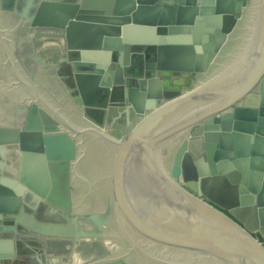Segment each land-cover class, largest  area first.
<instances>
[{
  "label": "water",
  "instance_id": "obj_1",
  "mask_svg": "<svg viewBox=\"0 0 264 264\" xmlns=\"http://www.w3.org/2000/svg\"><path fill=\"white\" fill-rule=\"evenodd\" d=\"M254 1L102 0V4L90 5L89 0H39L38 9L47 5L59 11H49L51 15H43L41 21L38 18L42 15L36 12L31 18L32 27H54L62 31L65 40L99 36L96 47L70 45L66 58L59 60L72 61L70 52L76 49L79 62L78 58L73 60V66L83 64L85 54L88 60L97 62V66L92 62L83 64L96 72L92 73L96 75L93 83L122 89L123 113L127 119L130 115L140 119L119 138L85 119L84 124L75 120L73 115L80 113L72 109L71 102L72 107L40 92L41 88L19 69L0 35L4 64L18 84L62 134L71 131L79 138V142L64 145H78L82 155L86 141L92 140L105 146L112 156L107 183L86 184L84 198L98 188L109 191L124 241L115 252L83 264H264V231L260 229L259 236L254 235L257 227L246 226L242 216L230 208L204 199L201 189L203 179L235 178L234 207L250 209L259 227L264 226V31L254 48L259 58L253 62L252 54L251 61L237 75L233 67H228L248 34L250 21L248 25L243 22ZM31 2L28 0L26 7ZM57 14L59 24L53 22ZM261 26L264 28V23ZM239 31L233 52H225L224 60L216 65L231 34ZM243 34L245 37H240ZM36 35L32 31L29 38ZM133 52L138 57L130 61ZM250 64L253 72L245 78ZM135 67H141L143 75L128 85L127 78ZM165 72H181L193 87L165 99L163 80H174ZM193 73L203 75L195 84L192 76L185 75ZM159 82V93L155 95L149 86H159ZM256 85L259 89L252 91ZM79 94L77 101L81 97L88 105L81 88ZM168 126H176L172 135L162 133ZM92 133L101 140L91 137ZM15 136V152L18 158L26 159L22 162L0 157V233L15 229L16 221L41 233L75 236L71 211L67 209L58 213L69 227L28 221L25 192H31L39 201L53 197L52 180L47 174L42 180L29 171L38 160L47 164L50 147L43 127L19 128ZM171 136L170 148L156 146ZM80 157L73 162L74 167ZM126 185L135 194L127 204L122 194L127 191ZM54 200L66 208L75 205L59 196ZM51 207L56 211L54 204ZM94 221L101 226L99 220ZM126 221L129 234L124 228ZM15 255V239L0 235V258Z\"/></svg>",
  "mask_w": 264,
  "mask_h": 264
},
{
  "label": "rangeland",
  "instance_id": "obj_2",
  "mask_svg": "<svg viewBox=\"0 0 264 264\" xmlns=\"http://www.w3.org/2000/svg\"><path fill=\"white\" fill-rule=\"evenodd\" d=\"M27 1H0V12L1 10L4 12L9 11V19L11 20L8 24L0 25V35L9 50L12 53L14 52L18 67H21L24 70V74L32 78L31 81L33 83H37L40 86V92L45 93L49 98L59 99L66 105H70V102L74 103V106L70 105L71 107L73 106L72 109L86 117L83 118L80 114H75L73 115L75 120L84 124L85 122L82 119H85L86 122H95L94 120L100 121L103 117L106 124L110 126V119L116 115L117 109L113 107L116 105L113 97L107 99L108 105L106 107H99V109L87 108L81 97L79 98L80 102L76 99V96H80V94L78 86L73 84V79L70 78L72 70L74 69L73 71L76 72L75 67L77 71L89 69L87 65H83L87 62L76 64L77 66L74 65L75 67L72 65L71 62L73 60L76 61L79 51L75 49L70 52L72 61L59 60L61 57L66 58L68 46L70 45L84 48L96 47L99 42V36H93L91 40H86L83 37V39L70 37V40H65L61 36L62 31L54 27H32L31 18L27 19L26 17L25 21L18 23L16 15L11 16L12 13H23L24 15L32 16L38 12L39 15H42L38 18L41 21L44 19L43 15L50 16L51 13L49 11L54 10L47 5H42L38 9L39 0H32L31 6L24 9L23 6ZM97 2L102 4V0H89L90 5ZM54 11L56 14L59 10L55 9ZM58 15H56V18L54 17L53 21L56 24L58 23L56 20H59ZM63 17L61 16V18ZM73 26L74 28L77 27L75 24ZM32 31H35L38 35L29 38ZM235 34L237 35V32L231 34L229 41L236 37ZM243 35L242 37H245V34ZM229 41H227L228 44H230ZM225 52L227 51L224 50L220 53L216 59V65H219L224 60ZM83 57L85 60L89 59L85 54H83ZM136 57H138L136 52H133L130 56L133 59ZM4 62H6L5 57L0 54V157L3 155L4 157L18 159V161L23 162L26 156L18 158L19 153H17V146L14 142L16 129L23 127L44 128L47 133L46 143L50 147V156L47 164L38 160V163L31 167L29 171L39 175L42 180H46L47 174L49 179L52 180L51 192L53 197L39 201L31 192H25L23 196L25 200L24 212L30 217L29 222L61 223L68 226L58 213L67 209V211H71L69 216L73 220L76 236L41 233L25 224L15 222V229L4 231L0 235L13 237L17 244L18 252L10 259L0 258V264H83L115 252L124 241V236L117 221L112 195L104 187L95 189L94 192H88L84 198L87 183H93V185L102 183L105 185L107 183L108 172L110 171L109 166L112 165V156L98 142L96 143L92 140L86 142L88 147L82 155L79 153L80 148L78 145H64L70 142H79V138L73 136L69 131L64 132L68 135L62 134L54 126V122L47 120L48 114L32 101V96L18 84L17 79L10 69L5 66ZM68 62L74 67L73 69L69 67ZM77 62H79V58ZM133 70L134 68L131 69L130 73ZM165 74L169 73L165 72ZM169 75H174V80H164V85L166 86L164 89L165 99L172 98L193 87L189 83L190 80L181 76L180 73ZM191 76L194 79V84L203 77L201 73H193ZM77 82L80 86H83L84 83L87 84V82H80L79 80ZM258 89L259 87L256 85L252 91H257ZM48 97L46 98L48 99ZM236 104H239V102ZM102 108L104 109L103 112ZM102 114L104 115L101 116ZM133 116L135 119L134 123H136L140 117L137 115ZM120 124L123 126L124 123L121 121ZM122 126L119 132L126 134L128 130ZM119 127L117 128L119 129ZM62 128L66 127L62 126ZM105 130L108 131V129ZM114 130L117 131V129ZM108 134L113 135L110 131H108ZM78 157L80 159L74 167L72 164ZM45 165H47L46 169ZM234 179L231 176L203 179L201 181V189L205 196L204 199L207 200L206 197H208L217 204L230 208L236 215L242 216L245 225L247 224L246 226L252 227L254 225L257 227L258 230L255 228L254 235H259L260 229L264 231V226L259 227V221L254 212L248 208L236 209L234 207L237 203V188ZM58 196L69 201L68 203H74L75 205H72L74 207L66 208L64 205L61 206L60 203L54 200ZM53 204L56 211L51 207ZM94 218L100 221L101 226L96 224Z\"/></svg>",
  "mask_w": 264,
  "mask_h": 264
},
{
  "label": "crops",
  "instance_id": "obj_3",
  "mask_svg": "<svg viewBox=\"0 0 264 264\" xmlns=\"http://www.w3.org/2000/svg\"><path fill=\"white\" fill-rule=\"evenodd\" d=\"M57 1H70V0H57ZM71 1H73V0H71ZM26 5H27V2L23 6L24 9H25ZM8 12L9 11H5L4 12L3 10H1V12H0V25L1 26L11 22V20L9 19L10 14ZM10 13H12V12H10ZM13 15H16L17 22L20 23V22L25 21L26 17H27V19L33 18L35 13L32 16L24 15L23 13H17V14L12 13L11 16H13ZM0 32H1V29H0ZM129 60L133 61V58H130ZM68 64H69V67L71 69L74 68L69 62H68ZM141 69H142L141 67H139V68L135 67L134 70L129 74L130 77L142 76L143 74H142V70ZM73 70H72L70 78L73 79V84L78 86V89L81 88L83 90V92L85 94V99H86V101L88 103V105L87 106L85 105V107L91 108V109H99V107H103L104 108V107H106L108 105L107 104V102H108L107 99L109 97H111V98L113 97L114 98V101H115L116 105H114L113 107H116L119 110L116 109V115L113 116L110 119V122H109L110 126H108V124H106V122L104 121L103 117L101 118L100 121H97V119H96V120H94L95 122H92V123H94L96 125H99L100 127H103L104 129H108V131H110L115 137H122L125 133L119 132L120 128L122 126V124H120L121 121H122V123H124L122 127L123 128L125 127V129L128 130V131H129L130 127L133 125V123L135 121L133 115H130L129 119H127L126 116H125V113H123L122 104H121V103H123L122 102V95H123L122 94V89L119 86H117V87L115 86L112 89L111 88L109 89L108 86H99V84L96 85V83H93L95 81V77H96V75H93L94 73H96L94 71L86 70V71H77L78 73H76ZM191 75L192 74H189V76H191ZM169 76H171V75H169ZM78 80L80 82L81 81L87 82V84L84 83L83 86H80L79 83L77 82ZM165 80L169 81L168 79H165ZM189 83L191 84V82H189ZM165 87L166 86L164 85V80H163V83H162L163 95L165 93L164 92ZM106 89H108V91H109L108 94H107ZM103 103H106V104L103 106ZM103 108L101 109L102 112L104 111ZM103 115L104 114H102L101 116H103ZM118 126H120L119 129L117 128ZM114 129H117V131H115Z\"/></svg>",
  "mask_w": 264,
  "mask_h": 264
},
{
  "label": "bare ground",
  "instance_id": "obj_4",
  "mask_svg": "<svg viewBox=\"0 0 264 264\" xmlns=\"http://www.w3.org/2000/svg\"><path fill=\"white\" fill-rule=\"evenodd\" d=\"M255 2V1H254ZM248 14V15H247ZM246 14L245 16V19H244V22L243 24H246L248 25L249 24V21H250V26H249V31H248V34L247 36L245 37L244 39V43H243V46L242 48L239 50V52L237 53L236 55V58L230 62V65H228V67H230L229 69H231L232 67L234 68V73L236 72L235 75L238 74L237 71L241 72V68H244L246 65H248V63L251 61V58H252V54H253V62H255L258 58H259V53H258V49L257 50H254V48L256 49L257 47V43L258 41H260L262 39V36H263V31H264V28L261 26L263 23H264V0H256L255 4L253 5V7L251 6L249 8V11L248 13ZM250 16V17H249ZM246 27V26H245ZM245 29V28H244ZM242 37V36H240ZM239 43V40L237 42V45ZM235 47V44L233 45L232 49L229 50L230 52H233V48ZM228 51V52H229ZM255 51V52H254ZM254 52V53H253ZM82 53V52H81ZM258 54V55H257ZM255 55H257L255 57ZM83 60L85 62H92L94 63L96 66H97V62L96 61H92V60H85L84 57L82 56ZM227 67V68H228ZM248 70V74H246L244 77L247 78L251 75V73L253 72L251 68V64H250V68L247 67ZM252 69V70H251ZM246 71V70H245ZM252 71V72H251ZM181 73V72H179ZM184 75V74H183ZM185 75H189V74H185ZM235 80V78L233 79ZM157 82V81H156ZM150 92L151 93H154L155 95L158 94L159 92V87H160V82H159V86L157 84H151L150 86ZM74 104V103H72ZM76 105V104H75ZM77 106V105H76ZM179 124V123H178ZM71 127L73 126L72 124H69ZM176 126H168L164 132H162L164 135L165 134H169V135H172V131L174 130ZM85 129V128H83ZM163 130V129H162ZM90 132H93V130H88ZM71 132V131H70ZM97 134V133H95ZM94 133H92V136L91 137H94L96 140H101V137L99 136H96ZM171 137H169L167 140L168 141H162V142H158L156 143V146H160L161 144L165 145V147L167 148H170L173 143H170L169 142V139H171ZM172 142V141H171ZM137 143V142H136ZM127 187V191L126 193H122L123 194V197L125 198V204L127 203H130V198L131 197H135V194L132 190H130V188H128V186L126 185ZM131 203H132V200H131ZM60 205V204H59ZM61 206H63L61 204ZM15 220V219H14ZM16 221H14L15 223ZM127 222V223H126ZM124 222V228L125 230L128 232V234L130 233V225L128 224V221ZM76 236V235H75Z\"/></svg>",
  "mask_w": 264,
  "mask_h": 264
},
{
  "label": "flooded vegetation",
  "instance_id": "obj_5",
  "mask_svg": "<svg viewBox=\"0 0 264 264\" xmlns=\"http://www.w3.org/2000/svg\"><path fill=\"white\" fill-rule=\"evenodd\" d=\"M240 34V31L239 32H237V35H236V37L233 39V40H231V41H229L230 42V44H228V46H227V44L225 45V51H229V50H231L232 49V47H233V45L234 44H236V40H237V37H238V35ZM223 50V51H224ZM14 53V52H13ZM0 54H1V56H3L4 57V55L2 54V52L0 51ZM5 66L8 68V69H10L6 64H5ZM19 69L24 73V70H22V68L21 67H19ZM167 75H169V74H167ZM172 76V75H171ZM173 77H174V75H173ZM32 79V78H31ZM169 81H171L170 79H168ZM127 81H128V85H133L134 83H135V77H128L127 78ZM37 84V83H36ZM38 85V84H37ZM39 86V85H38ZM40 87V86H39ZM87 142V141H86ZM101 145V144H100ZM102 147H104L105 148V146H103V145H101ZM86 147H88L87 145H86ZM106 149V148H105ZM107 150V149H106ZM108 151V150H107ZM88 184V183H87ZM17 245V244H16ZM17 247V246H16ZM16 252H18L17 251V248H16Z\"/></svg>",
  "mask_w": 264,
  "mask_h": 264
},
{
  "label": "trees",
  "instance_id": "obj_6",
  "mask_svg": "<svg viewBox=\"0 0 264 264\" xmlns=\"http://www.w3.org/2000/svg\"><path fill=\"white\" fill-rule=\"evenodd\" d=\"M257 236H259V235H257Z\"/></svg>",
  "mask_w": 264,
  "mask_h": 264
}]
</instances>
